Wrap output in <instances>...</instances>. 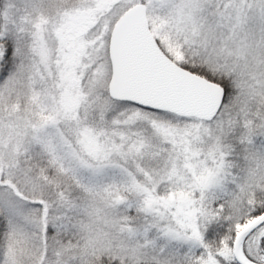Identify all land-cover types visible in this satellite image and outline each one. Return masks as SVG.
I'll return each instance as SVG.
<instances>
[{
	"label": "snow or ice",
	"instance_id": "snow-or-ice-1",
	"mask_svg": "<svg viewBox=\"0 0 264 264\" xmlns=\"http://www.w3.org/2000/svg\"><path fill=\"white\" fill-rule=\"evenodd\" d=\"M0 264H264V0H0Z\"/></svg>",
	"mask_w": 264,
	"mask_h": 264
}]
</instances>
